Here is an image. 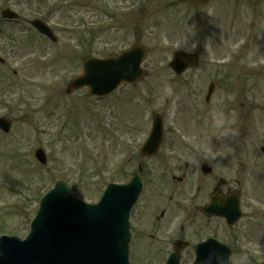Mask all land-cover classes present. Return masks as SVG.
<instances>
[{"label":"rangeland","instance_id":"obj_1","mask_svg":"<svg viewBox=\"0 0 264 264\" xmlns=\"http://www.w3.org/2000/svg\"><path fill=\"white\" fill-rule=\"evenodd\" d=\"M141 3L132 23L133 16L115 13ZM4 9L19 14L22 22L0 24V117L12 121L10 133L0 131V236L25 237L37 199L55 178L66 180L73 195L86 203H96L108 181L119 182L123 175L128 179L137 167L123 162L131 152L125 131V156H118V162L115 155L117 118L126 113L124 127L131 122L136 139L142 141L149 133L151 113L160 110L163 127L200 124L187 138L229 136L221 149L218 176L228 188L238 186L243 193V218L232 229L219 220L196 224L204 226L197 237L215 236L233 247L234 236L239 237L241 250L233 248L231 264L264 261V0H0V14ZM49 10L47 25L56 45L29 36L27 21ZM101 23L105 25L97 31ZM134 44L145 49L147 76L126 92L129 98L95 101L86 88L65 93L69 81L81 73L83 58L112 56ZM178 50L197 56V67L179 78L167 67ZM211 82L216 88L205 103ZM39 148L47 158L43 167L33 158ZM152 164L156 176L148 190H155L152 201L157 206L169 202L170 168L173 175H187L177 189L194 184V171L201 175L196 162L187 158L166 164L164 176L160 164ZM138 224L134 229L145 231L144 223ZM176 225L169 218L158 220L155 234L163 238ZM191 232L197 230L184 234ZM151 258L140 250L132 262Z\"/></svg>","mask_w":264,"mask_h":264},{"label":"water","instance_id":"obj_2","mask_svg":"<svg viewBox=\"0 0 264 264\" xmlns=\"http://www.w3.org/2000/svg\"><path fill=\"white\" fill-rule=\"evenodd\" d=\"M208 3L211 0H190ZM2 17L15 19L16 14L6 10ZM31 25L41 34L56 41L50 29L37 21ZM144 50L135 46L116 57L103 60L85 59L83 74L71 81L66 93L87 86L92 96L111 93L122 82L135 84L143 75L141 62ZM169 67L179 75L195 65V57L178 51L172 55ZM207 100L212 92L209 86ZM11 122L0 118V130L7 134ZM161 117L154 112L151 135L143 148L146 155L157 150L161 138ZM37 161L46 164L41 149L34 152ZM141 191L139 172L127 185L108 184L97 205L75 200L67 185L56 180L51 192L41 199L39 209L31 222L30 231L24 241L17 237H0V264H129L127 262L130 242L128 215ZM222 206L206 207L213 214L224 218L227 225H234L240 218L237 198L220 202ZM195 248L193 264H230V250L208 240ZM178 253L169 257L168 264H178ZM264 264V262L262 263Z\"/></svg>","mask_w":264,"mask_h":264},{"label":"flooded vegetation","instance_id":"obj_3","mask_svg":"<svg viewBox=\"0 0 264 264\" xmlns=\"http://www.w3.org/2000/svg\"><path fill=\"white\" fill-rule=\"evenodd\" d=\"M135 86L131 85H123L120 86L115 90L113 94L107 96L103 99H100L103 102L105 99L108 98H116L124 100L128 97V90H133ZM211 99L208 98L206 102ZM104 105H102V108ZM126 114V113H125ZM118 117L117 128L116 131L120 134L119 142H115V155L117 156L118 162L122 161L119 157L123 158L125 155L122 154V151L125 145L122 143V131L128 133L129 139L127 140V145H130L129 150L131 151L129 156L123 160V162H131V165H135L138 169L141 168V176H143L144 183L146 186V190L144 191L143 195L141 196L140 203L135 209L131 212V225L130 230L132 233V246L130 248V259L133 261L136 253L140 250H145L146 253L152 257L149 261H144L152 264H163L165 262V258L168 256L170 252L173 251L175 243L178 241L184 242L185 244L179 247L182 251L180 252V260L182 258H186L193 254L192 246L200 242L201 240L197 237L198 230L204 228L195 227L196 224L199 225H206L207 223L211 222L213 219L208 218L202 215V209L206 207V204L210 202L213 197L216 196H224L228 192H231V188H228V182L226 181L222 183L223 180L221 177L218 176V168L221 160V149L225 148L226 145L230 142L228 138L227 143L223 140L219 144V151L220 156L216 160L214 159V151L211 146V141H209V137L204 140L203 137L193 136L187 138L186 136L189 135L190 131L193 129L196 131L200 124H192V125H181V126H171L162 127V139L160 141V147L157 150L156 154L150 157H145L141 154V148L145 144L146 139L148 138L149 134L142 141H138L136 139L135 130H131V122L128 123L127 129L124 127L123 123L126 119V116ZM163 119V113H162ZM180 127V129L178 128ZM150 133V132H149ZM198 134V133H196ZM220 137V136H218ZM216 137V138H218ZM225 143V144H224ZM206 144V148L203 150L204 145ZM111 146H107L110 148ZM185 150V151H184ZM203 150V152H201ZM119 156V157H118ZM183 158L190 159L191 161L194 160L196 162L195 168L199 167V171L201 173V167L207 165V168L201 173V175H197L194 171L193 173V183L188 186L185 185L183 189H177L178 186L183 185V183L187 180V175L182 173L181 176L173 175L170 170L167 175L172 176L170 177L169 185L172 188L171 196L169 197V202L163 201L157 206V202L152 201L153 197L155 196V190H148L149 189V182L152 177L156 176L153 174V171L156 169L154 164H160L159 171L160 175L164 176L167 172L166 164H172V162H181ZM200 158H204L205 160L202 161ZM110 155H107V164L110 161ZM197 160H199L197 162ZM165 163V164H163ZM149 166V167H148ZM165 170L164 174L163 171ZM158 171V170H157ZM158 171V173H159ZM235 185L238 183L233 180ZM239 184V183H238ZM241 197V194H240ZM166 204L172 205L171 208L166 207ZM172 203V204H171ZM157 213V216L155 214ZM135 213V214H134ZM134 214V219H133ZM170 219V222L173 223L175 220L181 218V225H180V232H173L171 235L166 234L163 238L156 236L154 227L156 226V222L158 220H165ZM142 221L144 223L145 231L140 232L139 229H134L137 227L139 222ZM160 224V222H158ZM197 230V232H191L190 234H184L187 230ZM195 240H191L194 238ZM138 250V251H137ZM135 261V260H134ZM140 262V263H144Z\"/></svg>","mask_w":264,"mask_h":264}]
</instances>
